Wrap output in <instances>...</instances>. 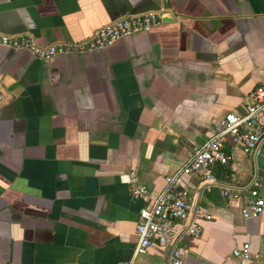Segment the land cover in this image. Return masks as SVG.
<instances>
[{"label": "crops", "instance_id": "crops-1", "mask_svg": "<svg viewBox=\"0 0 264 264\" xmlns=\"http://www.w3.org/2000/svg\"><path fill=\"white\" fill-rule=\"evenodd\" d=\"M148 12V32L92 47L97 30ZM64 52L49 55V50ZM264 87V0H0V264H167L134 255L142 200L153 197L226 115ZM232 180L264 198V136L252 156L224 143ZM201 220L187 264H264V213L181 177ZM249 244L251 258L232 255Z\"/></svg>", "mask_w": 264, "mask_h": 264}, {"label": "built area", "instance_id": "built-area-1", "mask_svg": "<svg viewBox=\"0 0 264 264\" xmlns=\"http://www.w3.org/2000/svg\"><path fill=\"white\" fill-rule=\"evenodd\" d=\"M159 23L160 18L154 12L118 18L97 30L92 47H109L121 38L148 32ZM61 52L64 51L51 49L49 55ZM250 98L251 103L245 111L226 115L216 134L194 151L192 159L177 174L165 178L164 188L155 196L149 194L134 173L121 176L122 182L129 187L130 196L146 203L135 227V256L153 249H164L167 264H187L183 258L182 239L199 238L202 233L200 222L210 220V216L203 214L201 208L191 202L181 177L195 176L203 195L217 193L228 202L240 201L241 216L245 220L258 218L264 213V198L259 196L257 176L238 185L222 182L215 176L216 168L230 164V156L224 151L228 137L245 155L252 156L264 136V87L255 88ZM232 255L240 260H249V244L235 248Z\"/></svg>", "mask_w": 264, "mask_h": 264}, {"label": "trees", "instance_id": "trees-1", "mask_svg": "<svg viewBox=\"0 0 264 264\" xmlns=\"http://www.w3.org/2000/svg\"><path fill=\"white\" fill-rule=\"evenodd\" d=\"M215 176L220 180L230 182L233 178V173L228 166L226 167L221 166V167L216 168Z\"/></svg>", "mask_w": 264, "mask_h": 264}]
</instances>
